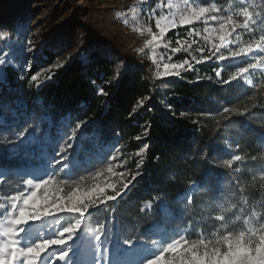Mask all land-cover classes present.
Here are the masks:
<instances>
[{"label":"trees","instance_id":"obj_1","mask_svg":"<svg viewBox=\"0 0 264 264\" xmlns=\"http://www.w3.org/2000/svg\"><path fill=\"white\" fill-rule=\"evenodd\" d=\"M199 2L212 4L243 42H264V0ZM245 8L260 13L248 28L240 27L244 17L237 15ZM65 25L70 45L79 32L83 42L51 77L35 85L30 79L37 65L20 75L6 70L0 114L8 123L0 124V166L8 172L0 178V211L5 199L26 190L27 178L10 170L36 163L9 148L19 132L25 126L48 132L65 146L68 138L62 136L79 123L73 149L88 161L62 178L58 171L55 182L65 193L89 188L116 164L110 199L90 213V223L103 226L109 241L149 244L158 240V229L178 230L185 232L184 247L223 252L228 239L258 230L264 221V70L249 74L251 85L231 78L228 67L217 77L218 66L207 63L156 77L149 61L126 52L114 34L101 35L74 13ZM45 54L46 64L57 56ZM190 189L189 198L180 199ZM145 201L150 207L141 211ZM218 214L224 219L217 220Z\"/></svg>","mask_w":264,"mask_h":264},{"label":"rangeland","instance_id":"obj_2","mask_svg":"<svg viewBox=\"0 0 264 264\" xmlns=\"http://www.w3.org/2000/svg\"><path fill=\"white\" fill-rule=\"evenodd\" d=\"M88 5L92 8L81 11ZM71 13L101 35L110 33L118 37L126 52L149 61L156 77L179 76L207 63L218 66L217 77L228 67L231 78H241L251 85L249 74L264 70L263 40L243 42L236 34V26L229 27L217 16L218 11L212 4L205 6L199 0H52V4L46 0H3L0 31H8L9 35L0 38V102L2 89L8 84V68L20 75L37 65L36 79H32L33 75L30 80L39 85L61 67L55 65L64 62L63 66L76 54L84 33L75 34L76 42L70 45L73 38L65 28V20ZM259 15L254 16L247 10L240 27L248 28ZM170 18H174V23L167 22ZM55 28L59 32L53 35ZM171 31L173 34L169 35ZM45 49L57 54L49 64L43 61L47 59ZM14 101L19 103L18 98ZM11 111L18 115L13 108ZM7 123L5 113H1L0 124ZM32 129L9 146L15 154L23 152L36 163L10 170L14 175H24L27 185L23 193L5 199L0 211V264H56L64 253L69 254L68 258L60 264H144L145 261L151 264H264V230L260 228L252 230L251 236L256 241L254 250L249 246L248 236L228 239L225 251L220 252L184 247L185 232L158 229L156 242L127 246L124 253V242L109 241L103 226L90 223L94 208L110 199L106 193L112 190L116 164L89 188L65 193L55 182L56 173L60 171L59 178H62L80 162L88 161H80L72 147L77 134L65 133L62 137L68 138L67 144L59 146L48 132H32ZM55 138L60 136L56 134ZM60 148H64L62 154ZM7 172L8 169L0 166V178ZM193 189L180 199H188ZM73 191L80 196L92 194L69 201ZM33 195L34 199L29 201L31 208L39 207L47 197L50 214L29 221V228L17 234L14 222L21 209L29 210L24 201ZM69 203L74 204L71 211L67 210ZM69 225L76 226L64 231Z\"/></svg>","mask_w":264,"mask_h":264},{"label":"clouds","instance_id":"obj_3","mask_svg":"<svg viewBox=\"0 0 264 264\" xmlns=\"http://www.w3.org/2000/svg\"><path fill=\"white\" fill-rule=\"evenodd\" d=\"M261 8H264V5H261ZM247 10L245 9L243 12H238L237 15H242L246 12ZM247 19V17H245ZM229 19L231 20V17H229ZM9 33L8 31H0V38L2 37H6L8 36ZM253 159H255V157H253ZM136 175H139V173H137ZM136 179V176H133V180ZM47 183V182H45ZM92 193L91 192H87V193H83L82 196L78 195L77 192L73 191V193L71 194V196L69 197V201H73V200H79L81 198H83V196H90ZM119 194V193H118ZM34 199V195L30 196L28 198L25 199L24 203L26 206H29V210H25V209H21L20 215L17 217L16 221L14 222L15 224V228L17 230V234L23 233L24 231H26L29 228V221H35L38 220L41 217L47 216L50 214L49 211V201L47 200V197L44 198V203L41 204L39 207L36 208H31V206L29 205V201ZM58 207L63 208L64 205H57ZM150 206V202L149 201H145L141 211H143L145 208H148ZM74 207V204L69 203L67 210L71 211ZM231 207H235V205H231ZM231 207L228 209H225L224 211H230ZM254 215H259L258 213H254ZM217 220H223L224 216L222 214H218L215 217ZM237 219H239V217H237ZM79 221L76 222V224H78ZM76 225H69L67 228L64 229V231H70L72 228H74ZM260 229L264 230V221H261L260 223ZM249 232L252 231L251 228L248 229ZM240 235H243V231L239 232ZM249 241H251L250 243V248H253L254 250V245L256 244L255 238L252 236H249ZM124 244L131 247L133 246V239H126L124 241ZM144 264H151V261H145Z\"/></svg>","mask_w":264,"mask_h":264},{"label":"snow or ice","instance_id":"obj_4","mask_svg":"<svg viewBox=\"0 0 264 264\" xmlns=\"http://www.w3.org/2000/svg\"><path fill=\"white\" fill-rule=\"evenodd\" d=\"M69 59H71V56L69 57ZM63 63H64V62H60L58 65H55V67L62 66ZM32 79L35 80V79H36V76L34 75V76L32 77ZM117 79H118V77H117ZM100 92L102 93L103 90L101 89ZM81 127H82V125L78 123V124L75 126V128L73 129V135H74L75 133H77V132L79 131V128H81ZM28 130H29V129L27 128V126H25V128H23V130H21V131L19 132V136L22 138L23 136H25V135L27 134V131H28ZM72 147H74V145H73ZM140 151H143V149H141ZM59 152L62 154V153L64 152V148H60V149H59ZM37 187H40V185L37 184ZM68 255H69L68 253H64L63 256H62L60 259H57V260H56V264H60L61 260H66V259L68 258Z\"/></svg>","mask_w":264,"mask_h":264},{"label":"bare ground","instance_id":"obj_5","mask_svg":"<svg viewBox=\"0 0 264 264\" xmlns=\"http://www.w3.org/2000/svg\"><path fill=\"white\" fill-rule=\"evenodd\" d=\"M168 23H174V18H170L169 20H167ZM126 249H127V245L123 246V251L124 253H126Z\"/></svg>","mask_w":264,"mask_h":264},{"label":"water","instance_id":"obj_6","mask_svg":"<svg viewBox=\"0 0 264 264\" xmlns=\"http://www.w3.org/2000/svg\"><path fill=\"white\" fill-rule=\"evenodd\" d=\"M145 210V209H144Z\"/></svg>","mask_w":264,"mask_h":264}]
</instances>
